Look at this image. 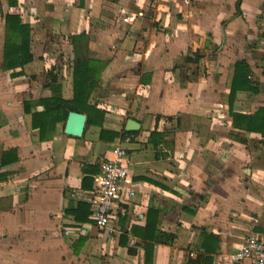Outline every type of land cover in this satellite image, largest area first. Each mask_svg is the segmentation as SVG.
I'll use <instances>...</instances> for the list:
<instances>
[{
	"label": "crops",
	"instance_id": "1",
	"mask_svg": "<svg viewBox=\"0 0 264 264\" xmlns=\"http://www.w3.org/2000/svg\"><path fill=\"white\" fill-rule=\"evenodd\" d=\"M15 1L0 0V264H146L149 250L150 264H237L247 235L264 238V131L234 127L229 99L234 83L233 111L264 120V0ZM7 14L31 27L33 54L11 69ZM76 57L95 61L102 123L74 136L63 111L41 133L52 85L74 97ZM116 147L136 194L110 236L81 191Z\"/></svg>",
	"mask_w": 264,
	"mask_h": 264
},
{
	"label": "trees",
	"instance_id": "2",
	"mask_svg": "<svg viewBox=\"0 0 264 264\" xmlns=\"http://www.w3.org/2000/svg\"><path fill=\"white\" fill-rule=\"evenodd\" d=\"M11 4H15V0H10ZM6 26L9 30H18L20 33V41L12 40L7 38L4 48V68H16L18 66H23L27 62H30L33 59V54L31 53V27L29 25L21 23V18L16 14H7L6 15ZM96 67L95 61L76 57L74 62V97L72 100H64L61 98L60 90L56 88L55 85H52V89L55 91V95L44 101L45 109L41 114L43 122L45 123L39 126L41 133L45 126H51L52 129L55 128L56 122L58 121L59 114L65 112L66 116L70 110L77 112H84L88 115V123H102L104 112L98 109L95 105L89 103L90 93L94 87L93 81V72ZM244 67L242 62L237 63L236 74L237 76H242ZM236 76V75H235ZM240 89V88H239ZM236 88L233 87L230 94V114L233 118V125L237 128H243L250 131H264V120H258L257 113L253 115H247L239 112H235L232 109L234 92ZM39 114V115H40ZM99 115V119L97 116ZM36 113H33V126L36 127ZM114 134H118L115 132ZM160 136L156 132H152L151 135ZM12 152H7L5 155H8ZM7 162L3 158V164ZM175 233L168 232H156L155 240L163 243H172L175 239ZM151 263V250L147 252L146 255V264ZM188 264H203L201 263L199 257L194 260H190Z\"/></svg>",
	"mask_w": 264,
	"mask_h": 264
},
{
	"label": "built area",
	"instance_id": "3",
	"mask_svg": "<svg viewBox=\"0 0 264 264\" xmlns=\"http://www.w3.org/2000/svg\"><path fill=\"white\" fill-rule=\"evenodd\" d=\"M189 4L191 0H182ZM135 15L131 14L123 22H132ZM116 159H107L101 163L100 171L94 175V184L90 191H81L85 200L91 205V217L96 221L98 228L114 235L119 232L118 215L124 212L120 202L124 197L131 199L136 194L134 171L124 161V148L114 149ZM67 234L69 229L64 230ZM237 264H264V238L255 233L247 235L243 246L233 254Z\"/></svg>",
	"mask_w": 264,
	"mask_h": 264
},
{
	"label": "water",
	"instance_id": "4",
	"mask_svg": "<svg viewBox=\"0 0 264 264\" xmlns=\"http://www.w3.org/2000/svg\"><path fill=\"white\" fill-rule=\"evenodd\" d=\"M87 122V115L82 112L70 111L65 124V132L74 136H81L84 132ZM140 122L129 118L126 122V130H137L140 128Z\"/></svg>",
	"mask_w": 264,
	"mask_h": 264
},
{
	"label": "rangeland",
	"instance_id": "5",
	"mask_svg": "<svg viewBox=\"0 0 264 264\" xmlns=\"http://www.w3.org/2000/svg\"><path fill=\"white\" fill-rule=\"evenodd\" d=\"M58 42H59V41H58ZM51 47H52V49H53L55 52H58L63 46H60V47H59L58 44L55 43V44H53Z\"/></svg>",
	"mask_w": 264,
	"mask_h": 264
}]
</instances>
